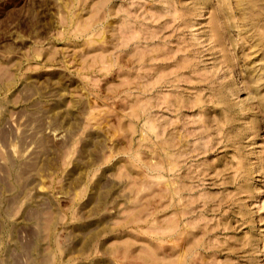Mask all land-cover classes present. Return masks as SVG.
<instances>
[{"label": "rangeland", "instance_id": "374dc122", "mask_svg": "<svg viewBox=\"0 0 264 264\" xmlns=\"http://www.w3.org/2000/svg\"><path fill=\"white\" fill-rule=\"evenodd\" d=\"M0 264H264V0H0Z\"/></svg>", "mask_w": 264, "mask_h": 264}, {"label": "bare ground", "instance_id": "6f19581e", "mask_svg": "<svg viewBox=\"0 0 264 264\" xmlns=\"http://www.w3.org/2000/svg\"><path fill=\"white\" fill-rule=\"evenodd\" d=\"M151 129V128H150ZM152 130V129H151Z\"/></svg>", "mask_w": 264, "mask_h": 264}]
</instances>
